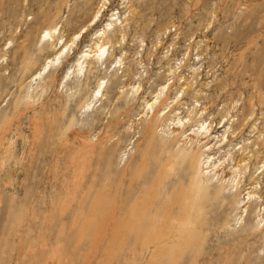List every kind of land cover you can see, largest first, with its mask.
Returning a JSON list of instances; mask_svg holds the SVG:
<instances>
[{
  "label": "rangeland",
  "instance_id": "rangeland-1",
  "mask_svg": "<svg viewBox=\"0 0 264 264\" xmlns=\"http://www.w3.org/2000/svg\"><path fill=\"white\" fill-rule=\"evenodd\" d=\"M88 1L0 0V264H264V203L238 205L264 185V0ZM115 18L105 64L67 80ZM202 122L211 151L180 142Z\"/></svg>",
  "mask_w": 264,
  "mask_h": 264
},
{
  "label": "bare ground",
  "instance_id": "bare-ground-1",
  "mask_svg": "<svg viewBox=\"0 0 264 264\" xmlns=\"http://www.w3.org/2000/svg\"><path fill=\"white\" fill-rule=\"evenodd\" d=\"M100 2H101L100 4H102L101 7H103L105 5V2H108V0H100ZM87 3H89L88 0H80V7L78 8L77 13L81 11L80 13L82 14V10L81 9L84 8V6L87 5ZM101 7L94 14L93 21H95L96 19L99 20V13L101 11ZM114 15L115 14H113V16ZM91 17L92 16L89 17V15L87 16V18L81 24L82 27H81L80 30L89 27L87 23H88V21H89V19ZM117 20H118V18L112 19L107 24V27H105L104 29H102V30L97 32V41L94 42L93 45L89 46V48H87L85 51H83V54H81V57L77 60L76 64L74 65L73 70L72 71L68 70V72L65 75V78L67 80L69 78H71V76L75 77V78H79L81 76L80 75L81 72H83V68H84L83 64L87 63V60H90V59H91V61H95L96 60L97 63L101 62L102 64H105V62L107 60V57H108L107 56L108 53H107V45H106V43L104 41L106 40V34L108 32L111 31L112 33H115V27L113 26V24H115L114 22H116ZM87 30H88V28H87ZM55 32H56V29H44L41 37H42V39L45 38L47 40H51L52 41V40H54L53 38L55 37L54 36ZM83 33H86V32H83ZM83 33H81L80 31L75 33L74 34V38H72L71 44H68V45L65 44V42H63V40L61 38V40L59 41V43L62 44L60 46L61 50L60 51L58 50L54 57L49 58V59L46 60L45 65L43 66V68L38 73L33 75V79H37L38 77L41 76L43 71H46L47 69L49 70L52 67L54 68V66H56L58 63H59V66H60L61 63L63 62L64 53H66L67 49L70 50V48H71L72 44L74 43V41L77 38L81 37V35ZM83 36L84 35H82V37ZM28 42H29L28 36H25V39L21 43H19L17 45L19 51H21L24 48V45H25V49L26 50L23 52V55L25 56V59L29 58L28 54H30V52L32 51V49L30 47L31 45ZM57 46H58V43H57ZM30 49H31V51H30ZM15 56H16V54H15ZM65 59H66V56H65ZM121 62H122V58L120 57L119 60L116 61V63L120 64ZM57 67H58V65H57ZM53 82H54V80H53ZM168 85H169V82L166 85H163L162 88H160L159 92L157 94H155V96L153 97V100L146 102L145 108H146L147 111H153V107L157 103V100L159 98L160 93H162V91H164L165 88H168L169 87ZM104 88H105V86H103V82L102 83L99 82L98 87H97V93H95L93 95V101L91 103H93L95 101V99H98V96L102 93ZM91 103H88V106H90ZM153 112H155V111H153ZM163 114H165V110H163V112L161 113V116H163ZM186 121L181 119V118H179V117H177L176 121H174V119H173L167 125L166 128L169 129L170 124H173L172 128L174 127L175 131L172 130L170 133H174V132H176V130L184 129ZM190 131H191L190 133L183 132L181 134V136H180L181 137V139H180L181 141L180 142L183 141V143H186V144L191 142V144H194L195 147H197L198 145L203 146V145H207L208 144L209 140L207 139V137L211 135L210 126L209 125H205V123L202 122L199 126H197V128H192L191 127ZM174 134H176V133H174ZM190 134H191V136H190ZM103 141H105V139ZM103 141H101V142H103ZM224 141H226V138H225ZM207 146H209V145H207ZM211 148H212V144H210L209 148H207L206 150L207 151H211ZM105 151H107V150H104V152ZM227 155H229L231 157L232 156V152L227 151ZM244 158L245 159H240L239 161H237V164L235 163L232 166V171H231L230 175L224 176V178L228 176V180L230 181V183L233 184V187L236 188V191H235V194H234L236 196L240 195V192L238 191V187L240 186V184L243 181L242 178H244V176H246V169L248 167V162L246 160V157L244 156ZM223 163H224V161L221 160V159H218V157L216 158L215 155H213V156L206 155L203 158V160H202V166H204L202 171H204L206 169V171H207L206 174H211L212 178H214L216 176L219 177V173H221V171L223 172V165H222ZM262 166L264 167V164ZM222 179L223 178H221L219 180L221 181ZM245 189L247 190V192L243 195V197L241 199H238V205H239L240 208H242V212L243 213L248 211L247 208H249L250 205H251L250 204V200H252L255 203H258V200L261 198L260 200L262 201V204L264 203V196H263V194H264V185H261L260 183L255 181V182H251L249 187H245ZM257 189H261L262 190V191H259V192H263L261 194L262 196L258 193ZM262 204H260V206H259V212H258V216L259 217H261V206H262ZM243 207H245V208H243ZM227 261L228 260H226V262Z\"/></svg>",
  "mask_w": 264,
  "mask_h": 264
}]
</instances>
